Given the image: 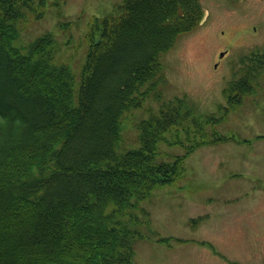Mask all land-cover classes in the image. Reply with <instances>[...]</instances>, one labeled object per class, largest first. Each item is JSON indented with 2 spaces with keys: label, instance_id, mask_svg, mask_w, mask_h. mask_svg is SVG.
I'll return each instance as SVG.
<instances>
[{
  "label": "trees",
  "instance_id": "obj_1",
  "mask_svg": "<svg viewBox=\"0 0 264 264\" xmlns=\"http://www.w3.org/2000/svg\"><path fill=\"white\" fill-rule=\"evenodd\" d=\"M37 2L0 0V264H133L135 243L153 233L141 201L183 177L197 147L238 141L214 125L257 91L264 49L242 58L220 116L175 97L147 107L140 146L118 152L123 112L162 80L160 56L199 24V0H122L93 17L78 88L51 33L17 44ZM161 142L185 153L157 161Z\"/></svg>",
  "mask_w": 264,
  "mask_h": 264
},
{
  "label": "rangeland",
  "instance_id": "obj_2",
  "mask_svg": "<svg viewBox=\"0 0 264 264\" xmlns=\"http://www.w3.org/2000/svg\"><path fill=\"white\" fill-rule=\"evenodd\" d=\"M121 2L38 0L34 14L27 12L17 44L51 33L61 45L56 60L70 67L78 88L90 22ZM199 2L205 22L179 35L161 54L162 80L142 106L124 111L120 118L118 152L140 146L137 123L147 117V107L156 112L175 97L185 98L199 114L220 116L219 105L227 104L223 88L239 76L241 57L263 50L264 0ZM98 32L93 31L96 39ZM220 52L225 57L215 66ZM214 130L238 141L197 147L185 158L183 177L157 186L150 199L141 201L153 233L135 243L133 264H264V78ZM184 153L182 146L161 142L156 157L170 161ZM161 237L169 239L158 240Z\"/></svg>",
  "mask_w": 264,
  "mask_h": 264
},
{
  "label": "flooded vegetation",
  "instance_id": "obj_3",
  "mask_svg": "<svg viewBox=\"0 0 264 264\" xmlns=\"http://www.w3.org/2000/svg\"><path fill=\"white\" fill-rule=\"evenodd\" d=\"M220 32H222V33H224V31L223 30H221ZM235 38H237V37H233V39H235ZM232 40V39H231ZM218 54H219V52H218ZM225 57V53L223 54V52H220V57H218L217 58V56H216V64H215V66H217V64L223 59ZM215 58V57H214Z\"/></svg>",
  "mask_w": 264,
  "mask_h": 264
}]
</instances>
